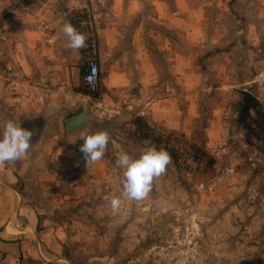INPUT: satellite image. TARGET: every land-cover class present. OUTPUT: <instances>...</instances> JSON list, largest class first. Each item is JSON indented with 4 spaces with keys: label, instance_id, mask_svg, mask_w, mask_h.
Instances as JSON below:
<instances>
[{
    "label": "rangeland",
    "instance_id": "374dc122",
    "mask_svg": "<svg viewBox=\"0 0 264 264\" xmlns=\"http://www.w3.org/2000/svg\"><path fill=\"white\" fill-rule=\"evenodd\" d=\"M201 1L209 3L200 0L199 5ZM210 7L207 45L195 56V73L203 79L194 86L200 99L191 109L190 134L158 124L172 134L139 145L125 135L131 124L105 119L93 127L106 130L117 143L110 140L95 163L87 166L83 154L69 158L37 151L33 161H16L21 169L29 165L14 184L21 194L18 204L25 207L18 215L24 226L15 216L10 219L5 237L17 246L5 254L19 255L28 241L43 249L45 259L59 264H264V105L259 102L244 117L238 113L243 98L238 90L264 94L258 83H251L264 68L261 8L258 0H231L221 15L227 34L219 45L211 43L218 10ZM254 17L251 38L247 29ZM157 30L168 34L159 24ZM182 40L178 37L179 48L186 47ZM105 72L103 68L101 78ZM83 91L91 101L100 100L101 79L97 92L84 82ZM132 122L142 130L150 127L137 118ZM72 143L82 144L67 142ZM170 144L190 147L197 161L185 168ZM151 146L167 150L171 163L154 179L145 199L129 200L123 196V170L116 159L122 152L138 157ZM114 197L121 200L115 210L110 204ZM37 219L39 228L32 233ZM20 261L42 264L26 257Z\"/></svg>",
    "mask_w": 264,
    "mask_h": 264
},
{
    "label": "crops",
    "instance_id": "0c3cea01",
    "mask_svg": "<svg viewBox=\"0 0 264 264\" xmlns=\"http://www.w3.org/2000/svg\"><path fill=\"white\" fill-rule=\"evenodd\" d=\"M230 1H201L199 5L200 0H47L42 3L0 0V17L5 20L8 34V40L0 42V69L10 67L21 76L10 79L0 73V126L15 120L33 132V146L17 161H33L35 151L43 156L80 157V146L67 142L83 143L79 139L81 131H101L93 123L105 119L113 123L123 120L132 125L131 129H141L132 122L137 118L149 126L161 124L190 134L194 116L191 109L200 99L195 95L194 86L198 88L203 79L195 73L194 64L199 60L195 56L204 52L207 45L211 21L208 11L210 6L218 10L211 43L220 45L227 34L221 25V15ZM258 1L259 21L264 28V0ZM87 10L92 11L97 21V59L106 70L101 78L100 100L96 102L83 91L85 46L78 51L71 50L62 31L65 23L75 27V18ZM250 22L247 32L253 38L252 23L257 19L251 18ZM157 24L164 26L168 34L158 31ZM262 35L259 37L264 41V29ZM178 37L183 39L181 45L185 48L177 46ZM255 43L254 48H261L260 43ZM164 70L169 75L164 77ZM251 83H258L259 89L264 90V68ZM165 84L167 88H161ZM177 86L184 91L176 93ZM243 92L249 91L238 90ZM255 97L264 105L263 93ZM88 107L91 126L69 134L66 120ZM28 168V164L19 168L16 161L0 165V264H22L21 257L39 259L42 264H59L45 259L43 249L28 241L19 249V255L5 254L17 246L14 239L5 237L10 219L15 216V222L24 226L18 215L25 207L23 203L18 204L21 194L14 184ZM31 211L34 210L31 208ZM38 226L39 219L30 226L32 233ZM19 233L24 231L21 229Z\"/></svg>",
    "mask_w": 264,
    "mask_h": 264
},
{
    "label": "clouds",
    "instance_id": "9594fccd",
    "mask_svg": "<svg viewBox=\"0 0 264 264\" xmlns=\"http://www.w3.org/2000/svg\"><path fill=\"white\" fill-rule=\"evenodd\" d=\"M68 38V47L78 51L85 46L86 36L79 32L71 23H65L62 28ZM95 69L85 77L89 85L93 84ZM33 132L21 127L20 121L8 120L0 126V165L24 158L32 144ZM79 139L83 141L79 151L87 166L101 160L110 141L106 130L81 131ZM171 163V156L163 148L145 147L138 157H132L122 152L116 159V164L122 171L123 196L129 200L141 201L152 189L155 178L160 177ZM115 210L121 205V200L114 197L110 201Z\"/></svg>",
    "mask_w": 264,
    "mask_h": 264
},
{
    "label": "built area",
    "instance_id": "2783aa9c",
    "mask_svg": "<svg viewBox=\"0 0 264 264\" xmlns=\"http://www.w3.org/2000/svg\"><path fill=\"white\" fill-rule=\"evenodd\" d=\"M37 2H45L47 0H35ZM75 27L76 29L83 33L86 36L85 43V64L83 67V82L84 85L91 92H97L100 88V79H101V64L97 59L98 51V36H97V21L94 14L91 10L83 12L81 15L75 18ZM8 40L7 28L5 20L0 17V42ZM95 69V76L93 84L89 85L85 79L86 76L91 75ZM0 73L6 75L10 79H15V77H20L17 71H13L10 67L6 69H0ZM145 131V132H144ZM169 134H172L171 131L167 128H157V126H150L147 129H130L126 131V136L130 140L138 143L139 145H148L151 138L157 137H167ZM170 147H174L176 155L180 164L185 168L189 166L191 162L197 161V156L194 154L192 149L188 146L181 144H170Z\"/></svg>",
    "mask_w": 264,
    "mask_h": 264
},
{
    "label": "water",
    "instance_id": "95a60500",
    "mask_svg": "<svg viewBox=\"0 0 264 264\" xmlns=\"http://www.w3.org/2000/svg\"><path fill=\"white\" fill-rule=\"evenodd\" d=\"M66 131L69 134L74 133L78 129H85L91 126L90 109L87 108L84 111L69 117L66 120Z\"/></svg>",
    "mask_w": 264,
    "mask_h": 264
},
{
    "label": "trees",
    "instance_id": "16d2710c",
    "mask_svg": "<svg viewBox=\"0 0 264 264\" xmlns=\"http://www.w3.org/2000/svg\"><path fill=\"white\" fill-rule=\"evenodd\" d=\"M242 101L239 103L238 113L245 116L248 114V111L251 109H256L259 106V101L256 99L255 95L250 92H243Z\"/></svg>",
    "mask_w": 264,
    "mask_h": 264
}]
</instances>
